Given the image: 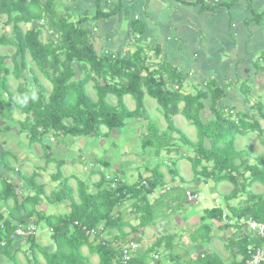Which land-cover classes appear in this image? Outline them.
Here are the masks:
<instances>
[{
	"label": "trees",
	"instance_id": "trees-1",
	"mask_svg": "<svg viewBox=\"0 0 264 264\" xmlns=\"http://www.w3.org/2000/svg\"><path fill=\"white\" fill-rule=\"evenodd\" d=\"M59 6H62L59 0H0V16H6V24L11 26L10 34L0 36V50L4 47H13L15 50L12 55L0 52V107L4 109L0 119L12 118L14 111L26 114L27 118L21 123V128L30 134L29 146L41 143L43 149L47 150L50 149L48 144H51V139L59 136L91 137L103 134L108 137L111 131L121 129L125 120L145 118L144 99L149 96L156 100L168 125L167 130L162 132L156 122L149 120L141 146L143 151L154 149V156L158 157L164 138L169 139L171 134L177 132L172 125V117L182 114L197 128L196 143L177 132L181 142L194 149L193 157H185L191 160L195 178L198 181L203 178L207 184L212 181L216 188L224 182L232 185L231 192L223 196L225 207L215 205L205 210L201 222L225 220L224 227L235 226L244 232L238 238H229L227 242L226 248L232 259L229 263H224L213 253L200 254L198 262L246 264L247 247L262 244L247 234L244 226L251 220L264 223V190L261 194L250 190L255 184L262 185L264 189V158L259 157L254 164H250L244 157L245 152L237 150L236 137L254 131L263 141L264 112L260 110V119L253 114H225L224 107L218 108L222 92L217 90L213 92V119L204 123L201 119L204 108L202 100L207 96L204 92L184 94L180 87L175 86L174 78L178 73L166 67L160 68V76L156 78L154 73L157 70L149 73L151 69L147 59L138 51L125 56L97 55L89 39V31L83 27V23L73 21L74 16L62 12ZM100 14L98 12L97 15ZM21 24L31 27L23 31ZM44 35L45 40L42 39ZM28 56L34 68L29 65ZM9 63H12V67H9ZM23 71L31 74V80L26 78L18 87V94H15L10 88L9 78L11 75L21 78ZM37 72L51 85L48 96ZM90 82H94L96 100L87 92ZM107 95L119 97L118 107L107 102ZM127 95L135 100L136 108L133 111L128 110L123 103L122 98ZM181 104L184 106L180 109ZM10 127L6 124L0 126V130L7 133ZM101 127H106L109 132L102 133ZM4 155L10 156L3 152L0 166L10 172L13 170L11 166L2 161ZM53 160L48 158L47 164ZM90 163L93 168V164H99L103 170L111 166L109 161L96 158ZM64 165L65 161L57 165L58 171L53 175V180L60 184L58 190L52 191L49 196L45 193V186L37 183L38 175L35 173L27 176L16 169L19 173L18 181L0 175V201L5 206L12 202L8 216L0 208V240L7 241L6 247L0 251L7 252L12 248L15 241L10 236L17 225L27 226L33 221L35 225L44 224L52 230L51 238L56 249L43 252L46 260L44 264H91L89 257L83 254L84 247L88 248L91 255L98 256V264H122V249L119 244H114L119 237L112 236L106 240H100V237L104 233L111 236L117 230L122 241L130 242V233L154 222L155 209L147 197L166 185V175L161 171L160 164L155 170H150L151 175L145 180L142 176L133 184L120 180L115 188L107 181L106 174L93 169L92 174L100 173L101 176L94 183V190L88 191L79 183L76 195L68 184L69 178H62L61 168ZM116 172L113 176L120 174ZM174 176L171 175L172 179ZM21 191H27V194L22 196ZM243 194L245 199L240 200L239 205L231 204L232 200H239ZM42 197L49 202L69 201L71 212L68 215L46 216L37 209ZM183 197L186 200L185 190ZM127 201L133 203L135 220L139 221L135 227L117 212ZM169 208L167 204L166 209ZM202 226L208 231V236H203L202 240H210L211 224L205 223ZM126 227H131L129 233L125 232ZM27 241L34 252L38 248L34 244V237ZM164 242L165 239H160L149 249L138 252L129 264H149L151 254L159 250ZM35 264H42L37 257Z\"/></svg>",
	"mask_w": 264,
	"mask_h": 264
},
{
	"label": "crops",
	"instance_id": "crops-1",
	"mask_svg": "<svg viewBox=\"0 0 264 264\" xmlns=\"http://www.w3.org/2000/svg\"><path fill=\"white\" fill-rule=\"evenodd\" d=\"M59 2L62 4L63 12L73 15V21L76 23L80 21L89 31V39L97 55L125 56L138 51L142 57L148 59V67H166L170 71H176L178 76L174 78L175 86L180 87L184 94L194 95L200 91L204 92L207 95L202 100L204 108L201 112V119L204 123L213 119V92L217 90L222 92L218 108L224 107L225 114H253L260 119L258 115L260 110L264 112V106L258 110L252 106V104H259L261 100L264 103V0H59ZM98 12L101 14L97 15ZM104 42L108 44L107 47L103 45ZM5 125L6 123L0 126ZM249 133L257 134L254 131L247 134ZM260 141L264 144L261 139ZM123 145L126 144L123 143ZM3 152H5L4 149L0 150V156ZM172 152L174 153L173 159H177L178 153ZM183 155L185 154L181 156ZM5 170L0 166V175L8 178L9 175ZM144 170L145 173L143 175L139 173L138 178L142 176L145 180L151 173L150 169ZM170 170L169 173L175 176L174 179L170 177V184L167 185L173 190L175 186H181L183 180L180 177L177 178L178 173L174 169ZM125 176H127L125 172H122L120 177L117 175L121 180H124ZM202 185L198 182L193 186L195 190H199L203 187ZM184 187L185 184L181 189ZM176 199L175 196L169 198V203L171 204ZM147 200L150 205L154 206L155 214H158L157 211L161 213L169 204L166 198L159 196V192L148 195ZM126 203L130 201L121 206L123 207ZM183 204H187V201ZM0 205L5 216H8L12 202L9 206H5L0 201ZM121 206L117 212L123 215L125 221H128L130 216L135 218L133 212L126 213L125 208ZM189 209L187 212L190 211ZM204 215L205 212H202L201 216ZM128 222L131 224L132 221ZM154 223L156 225L157 222ZM29 224L35 225L33 221ZM137 225L131 224L133 227ZM149 226L150 224L140 227L136 232L140 230L144 234ZM216 226H211L210 234V240L213 239L214 244L220 243L218 232L227 229L221 225ZM152 227L155 226L150 228ZM232 228L235 226L229 227L228 230L233 232ZM244 228L249 234L247 225ZM124 230L129 233L131 227H126ZM104 234L110 239L112 236H118L119 240L114 241L115 245L129 242L122 241L117 230H114L111 236ZM132 235L129 236L131 241L141 246L137 255L138 252L149 249L160 239L166 240L161 248L165 247L164 255L168 260H173V256L181 257L182 254H179L178 250L185 255L184 248L179 249L171 243L170 236L158 235L151 242L146 243L143 241V236L132 237ZM34 240V244L39 245V257L37 253L34 254L29 241L19 238L14 240L12 248L7 252L0 251V264H35L36 257L39 263L44 264L46 260L43 252L54 251L55 245L46 242L45 239H39L37 242L34 237ZM192 242V248H196L198 255L212 254H207L208 251L203 249L202 245ZM161 248L159 250L162 251ZM159 250L151 254L152 259L149 264H161L162 252ZM82 251L86 257H89L92 264L99 263L98 256L91 255L87 247H84ZM217 251L224 261L225 257H222L218 249ZM29 252L32 253L34 261H30ZM155 256H158V259ZM229 256L226 261L228 263L231 259L230 254Z\"/></svg>",
	"mask_w": 264,
	"mask_h": 264
},
{
	"label": "rangeland",
	"instance_id": "rangeland-1",
	"mask_svg": "<svg viewBox=\"0 0 264 264\" xmlns=\"http://www.w3.org/2000/svg\"><path fill=\"white\" fill-rule=\"evenodd\" d=\"M59 9H61V11L63 12L62 6H59ZM6 21V16H0V36L3 34L11 33V26L7 25ZM67 21H69V19ZM30 27V25L21 24V28L23 31L28 30ZM45 37L46 35H44L42 39L45 40ZM103 45H105V47L108 46L106 42H104ZM0 52L2 54L12 55L14 54L15 50L13 47H4L0 50ZM28 61L29 65L34 68V64L30 60L29 56ZM9 67H12V63H9ZM149 68L151 69L149 73L155 71L154 69L157 70V72L154 73L157 78L160 72V67L150 66ZM37 74L42 78L48 96L51 91V85L48 80L43 78L40 72H37ZM145 74L146 73H143L142 75ZM22 75L25 76V78H23L22 76L21 78L17 79L13 75H11L9 78L10 88L15 94H18L17 89L21 83H24L26 78L28 81L31 80V74L28 71H23ZM116 81L120 82L119 79H117ZM93 86L94 82H90L87 85V92L90 97L93 98V100H96V91ZM27 89L29 90L28 87ZM122 99L128 110H135L136 103L130 95L124 96ZM106 100L111 106L118 107L119 97L114 95H107ZM183 106L184 104H181L180 109ZM252 106L258 110L259 108H263L264 103L261 100L259 101V104H252ZM144 107L146 110L145 118H131L125 120L126 122L124 126L119 130L115 129L116 131H111L108 137L103 136V134L102 136L91 137L59 136L56 137L57 139H51V144L47 143L48 145H50V149L47 150L43 149L41 143L34 144L31 147L29 146L28 142L30 134H28V132L22 130L21 128V123L26 120L27 115L22 114L20 111H14L12 113V118H8V120L0 119V125L8 123L11 126L7 133H5V131L0 132V150L4 149L5 152L10 154V156L8 157L7 155H4L2 161L6 162L13 169L10 172L8 171L6 174L9 175L10 178H13L12 181H16L19 178V173L17 170H19L21 174H26L27 176H31L34 173L37 174V183H41L45 186V193L47 196H49L52 191L58 190L60 182L53 180V175H56V172L58 171L57 165L61 163V161H63V163L65 161V166L61 168L62 178H69L68 184L74 189L75 195L77 194V187L79 183L80 186L84 187L85 189L87 188L88 191L94 190L93 185L101 176L100 173L92 174L93 169L96 171H102L101 173H103L104 175L106 174L110 176L116 175L115 173L117 172L114 170L117 169L120 172V174L118 175L119 177L121 176V172H125L127 176L123 178L124 181L126 180L127 183L133 184L138 181L139 173L142 175L145 173L144 169L155 170V168L158 167L157 165L160 164L161 171L166 174L165 186H168L167 184H170L169 180L171 177V174H168L167 170L174 169V171L178 173L177 178L180 177L184 181L183 182L181 180L182 185L185 184L187 190L194 189V186L198 182L203 184V187H200L201 189H194V191H200L203 199L199 200L197 203H193L192 205L188 202L184 205L182 203L186 202L187 200H185L183 197V189L185 187L181 189L182 185L175 186L173 190H171L172 187H170L168 192L166 191L164 193L163 191L165 190V187H163L162 190L161 188L158 189L156 192H159V196L166 198L168 203L169 198H172L173 196L177 197V199L171 204L169 203V209L166 210L165 208L163 209L162 213L155 214L154 222H157L156 225L153 222L149 227L145 229L144 234L139 230L133 235L132 233H130V237L131 235L132 237H139L141 235V237L143 236V241L149 243L158 235H166L170 236L171 243L179 247V249L184 248L185 255H183V253L178 250V253L182 254V256H173V260L170 261L164 255L165 247L163 246V248H161L162 251L159 250L160 252H162V258L160 261L161 264H202L201 262H198L199 255L197 254L196 248H192L193 240L195 244L198 243L202 245L203 249H206L208 251L207 254L213 253L219 256L217 251L218 249L220 254H222V257H225L223 262L228 263L226 261H228L230 257V251L226 248V246L228 245L226 243V240L229 237H237L239 235H243L244 232H240V230L236 227V229L232 228L234 231L231 232L226 227L227 229H223L222 232H218L220 243H212L213 239H206L205 241H203L202 237L208 236V231L202 226V224H211L213 222L212 225L214 226L221 225L224 227L226 221L224 220L223 222H221L207 220L206 222H201V214L205 209H210L215 205H221L225 207L223 196L231 192L232 185L224 182L216 188L212 181L208 182V184L204 181L203 178L201 181H198V178H195L194 176L191 160L185 157H193L195 155L193 152L194 149L191 146H183V143L180 142L181 140L179 139L180 136H178L177 133L171 134L169 139L164 138L165 141H169L164 142L160 156H154V149H147L146 151H143L141 146L142 139L145 138L143 133H147L146 124L147 122H149V118H152L150 119V121H157V126L162 132L167 130L168 125L167 120L159 110L156 100L145 97ZM3 111L4 109L0 107V113H2ZM155 114H160L161 116ZM172 120V125L177 132L185 135L190 141L194 143L197 142V128L192 124L191 121H189L183 115L172 117ZM204 120H206L205 117ZM101 132H109V129H107L106 127H101ZM174 140L177 141L174 142ZM123 143L126 145H123ZM236 148L239 151L245 152L244 157L247 158L250 164H254L259 157L264 158V144L260 141L257 134L254 135L253 133H249L245 136H237ZM172 151L178 153L179 156L177 159H173L174 153ZM183 153L185 155L181 156ZM50 157L54 158V160L52 163L47 164V159ZM95 158L98 160L100 159L109 161L111 164L110 168H105L103 170V168L99 164H93V168L90 162ZM20 187L23 186L20 185ZM250 190L255 194H261L263 193L264 189L262 185L255 184L250 188ZM26 194L27 191H23L21 195L25 196ZM42 199L43 200L40 204L41 206L38 205L37 209L44 212L46 216L68 215L71 212L69 201L57 203L49 202L45 197H42ZM243 199H245L244 194L240 195L239 200H232L231 204L239 205V201ZM131 203L132 202L126 203L123 207L121 206V208H125L126 213H132L134 211ZM187 207L190 208L189 212H187ZM188 214H190L191 217ZM127 220L132 221V225H137L139 223V221L135 220L133 216L128 217ZM151 226L155 227L150 228ZM36 232L37 234L34 237L37 239V242H39V239H45L46 242H50L51 244H53L51 231L47 226H44V224L37 225ZM192 237H194V239H192ZM120 245L121 243H119V246ZM36 253L39 257V248H36V251H34V254ZM28 254H30V252ZM29 259L30 261H34L32 253L29 256ZM238 259L240 258L238 257Z\"/></svg>",
	"mask_w": 264,
	"mask_h": 264
},
{
	"label": "built area",
	"instance_id": "built-area-1",
	"mask_svg": "<svg viewBox=\"0 0 264 264\" xmlns=\"http://www.w3.org/2000/svg\"><path fill=\"white\" fill-rule=\"evenodd\" d=\"M107 181L111 183L113 188L117 187L118 181L120 179L117 176H106ZM165 192V190L163 191ZM186 200L188 203L193 204L197 203L199 200L203 199L200 193L194 192L193 190H185ZM248 233L253 237L259 240L262 244L257 245H249L247 247V255L248 259L246 260V264H264V223H258L255 221H249L246 223ZM37 226L33 224H29L27 226L19 225L12 235L10 236L11 240H16L22 238L24 240H28L34 237L37 234ZM95 233H93L94 235ZM100 240H106L104 235H101ZM7 245L6 240H0V249L4 248ZM140 246L137 243H130L129 245L122 246V256L121 263L129 264V262L137 255V251ZM158 259V256H155Z\"/></svg>",
	"mask_w": 264,
	"mask_h": 264
},
{
	"label": "clouds",
	"instance_id": "clouds-1",
	"mask_svg": "<svg viewBox=\"0 0 264 264\" xmlns=\"http://www.w3.org/2000/svg\"><path fill=\"white\" fill-rule=\"evenodd\" d=\"M119 178V177H118ZM120 179V178H119ZM121 180V179H120ZM144 184H146L145 182H144ZM167 188H170L169 186H166ZM164 188L165 189V192L167 191V188ZM160 191V190H159ZM196 192H198V191H196ZM164 193V192H163ZM198 193H200V192H198ZM201 194V193H200ZM50 231H52L51 229H50ZM104 236H105V234H103ZM105 238L107 239L108 237L107 236H105ZM130 243H137V242H134V241H130V242H124V243H122L119 247L120 248H122V246L123 245H129ZM137 244H139V243H137ZM140 246V245H139ZM6 247V246H5ZM141 247V246H140ZM140 249V248H139ZM1 250V249H0Z\"/></svg>",
	"mask_w": 264,
	"mask_h": 264
}]
</instances>
